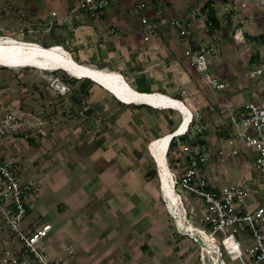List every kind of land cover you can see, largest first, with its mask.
Masks as SVG:
<instances>
[{
	"label": "crops",
	"instance_id": "obj_1",
	"mask_svg": "<svg viewBox=\"0 0 264 264\" xmlns=\"http://www.w3.org/2000/svg\"><path fill=\"white\" fill-rule=\"evenodd\" d=\"M135 1L111 0L95 20L73 12L75 0H0V31L44 47L58 46L79 64L119 74L137 92L180 101L193 124L174 135L185 140L179 141L176 155L182 160H176L172 167L176 172L171 173L180 176L188 165L182 145L200 146L209 152L203 166L209 182L220 186L245 177L254 191L251 208L264 202V185L244 172L241 157L221 161L219 155L228 149L232 118L242 115V91L250 85L243 74L242 50L237 54L228 44L230 37L243 43L236 38L240 37L236 25L230 29L219 20L217 30L203 26L206 4L212 0H167L171 16L200 9L190 34L182 37L159 26L145 41L141 21L153 20V0H145L144 12L133 15L129 8ZM200 45L208 49L207 68L227 84L215 93L196 84L198 73L185 55ZM131 105L120 117L109 118L107 129L94 132L97 142L88 138L81 146L61 141L28 157L45 186L32 198L22 228L31 232L51 224L39 244L48 259L61 264H200L199 244L179 231L162 192L154 187V177L148 176V158L141 152L137 160L130 148L173 134L183 114L172 108ZM102 136L105 139L98 140ZM47 155L56 159L48 160Z\"/></svg>",
	"mask_w": 264,
	"mask_h": 264
},
{
	"label": "built area",
	"instance_id": "obj_2",
	"mask_svg": "<svg viewBox=\"0 0 264 264\" xmlns=\"http://www.w3.org/2000/svg\"><path fill=\"white\" fill-rule=\"evenodd\" d=\"M110 2L111 0H75L72 11L98 20ZM166 2L167 0L151 2L152 21L142 17L145 41L152 37L159 26L176 30L182 37L190 34L200 9L171 16L166 11ZM146 4L145 0L135 1L129 8V13L142 14ZM211 6L215 10L217 6H221L223 13L227 14L233 11L238 16V21H249L255 28L252 37H256V41L240 52L244 78L250 84L242 91L243 113L232 118L234 130L227 140L228 149L220 151L219 155L221 161L241 157L244 172L264 185V24L260 28L255 26L261 13H264L257 10L264 6V0H212ZM250 9L252 14L256 12L259 17H244L243 12ZM49 14L55 15L56 12L49 10ZM203 26L206 27V22ZM235 31L241 35L236 38L243 42L241 29ZM236 34L235 32V36ZM207 51L206 46L200 45L186 50L185 55L189 58L190 66L198 73L196 84L215 93L227 84L220 82L207 68ZM59 85L63 89V85ZM190 116L186 131L193 124L192 115ZM4 117L0 121V140L16 133L18 126L23 124L16 114H6ZM182 151L186 154L188 165L180 176L172 173L174 187H179L200 204L201 227H193L194 235L177 227L180 232H184L181 233L199 244L200 264H218L219 257L222 260L220 264H225V256L239 264H264V202L251 208L249 199L254 191L245 177H241L237 183L220 186L209 182L203 168L208 159L207 150L200 146L192 149L189 145H182ZM44 186L45 182L40 178L24 180V172L17 168L12 158L0 157V264H61L57 260L48 259L39 245L48 236L51 224H43L31 232L22 228L32 198ZM179 196L183 206L182 196ZM183 211L189 224L184 206ZM195 236L203 242L204 237L212 242L216 247L213 254H209Z\"/></svg>",
	"mask_w": 264,
	"mask_h": 264
},
{
	"label": "rangeland",
	"instance_id": "obj_3",
	"mask_svg": "<svg viewBox=\"0 0 264 264\" xmlns=\"http://www.w3.org/2000/svg\"><path fill=\"white\" fill-rule=\"evenodd\" d=\"M216 10L223 25L230 29L236 25L235 30H238V16L233 11L229 14L223 13L221 6H217ZM257 10L258 12L264 11V6ZM251 11L252 9L245 10L244 17L247 15L259 17L256 12L252 14ZM259 18L255 26L260 28L264 24V13H261ZM240 28L244 43L236 44L233 37L228 38V44L233 46L237 54L256 41V37H252V31L255 28L251 22L243 21L240 23ZM1 36L25 40L15 37L14 34L0 31ZM220 38H223V34L220 35ZM59 84L63 85V89ZM129 106L133 105H124L93 81L77 79L61 70L45 71L30 67L13 69L0 67V121L5 118L6 114H16L23 122L18 126L16 133L7 135L0 140V157L2 156V159L12 158L17 168L24 172V180L41 178L39 172H36L38 169L33 168L35 170L33 171L31 160L28 159L34 151L43 153L49 144H59L61 141L63 144L76 143L81 146L86 141L88 142V138L90 141L97 142L93 136L94 132L98 131L97 129H107L109 118L120 117L123 114L121 112L126 110L125 107ZM141 108L147 107L142 106ZM138 116L141 118L139 113ZM115 129L118 131L117 128ZM119 137H126V135L120 133ZM103 139L105 138L102 136L98 140ZM125 141L131 143L129 137H126ZM148 142L137 147L132 145L133 147L130 146V148L137 160L142 156L141 152L146 155L148 158L146 166L156 171L153 178L154 187L159 190L157 169L154 159L147 149ZM57 151L55 150L53 155L57 154ZM176 153L177 151L167 155L171 172L175 171L172 167L176 160H182V157ZM51 157L47 155L48 160ZM52 158L56 159V157ZM176 191L182 196L187 221L193 227L200 228V208L195 199L191 195L185 194L179 187L176 188ZM190 206L193 208L190 209ZM224 261L226 264H232L227 257H224Z\"/></svg>",
	"mask_w": 264,
	"mask_h": 264
},
{
	"label": "bare ground",
	"instance_id": "obj_4",
	"mask_svg": "<svg viewBox=\"0 0 264 264\" xmlns=\"http://www.w3.org/2000/svg\"><path fill=\"white\" fill-rule=\"evenodd\" d=\"M0 67L10 69L30 67L45 71L61 70L77 79L93 81L124 104H146L154 108L177 109L183 114L175 130L178 135L186 132L190 122V112L180 101L158 93L137 92L119 74L79 64L58 46L44 47L35 42L0 37ZM170 140L171 134H167L149 141L147 146L150 155L157 164L160 191L163 193L166 210L180 229L194 235L193 226L188 224L184 218L181 199L174 187L172 173L168 167L167 151ZM203 240L204 242H199L200 245L209 254H213L216 250L214 244L205 237Z\"/></svg>",
	"mask_w": 264,
	"mask_h": 264
},
{
	"label": "trees",
	"instance_id": "obj_5",
	"mask_svg": "<svg viewBox=\"0 0 264 264\" xmlns=\"http://www.w3.org/2000/svg\"><path fill=\"white\" fill-rule=\"evenodd\" d=\"M206 27L208 28V30L210 31H214L219 29L220 26V22L219 19L216 16V10L211 6V2L206 4ZM184 141L185 138L181 137V138H175L173 137L170 142H169V146H168V151H167V155L169 153H175V151L178 149V145H179V141ZM180 141V142H181ZM185 162H186V157H185ZM156 175V171L155 170H151L148 172V176L149 177H154Z\"/></svg>",
	"mask_w": 264,
	"mask_h": 264
},
{
	"label": "water",
	"instance_id": "obj_6",
	"mask_svg": "<svg viewBox=\"0 0 264 264\" xmlns=\"http://www.w3.org/2000/svg\"><path fill=\"white\" fill-rule=\"evenodd\" d=\"M176 133L174 132L173 134H171V139H172V137H174V135H175ZM170 142V141H169ZM149 150V149H148ZM154 159V158H153ZM154 162H155V160H154ZM155 165L157 166V164H156V162H155ZM156 169H157V167H156ZM157 174H158V172H157ZM163 194V193H162ZM196 237V239H197V241L198 242H200L201 241V239L200 238H198L197 236H195ZM221 257H219L218 258V264H220L221 263Z\"/></svg>",
	"mask_w": 264,
	"mask_h": 264
}]
</instances>
